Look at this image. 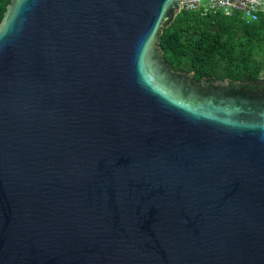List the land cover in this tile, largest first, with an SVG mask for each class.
I'll return each instance as SVG.
<instances>
[{
  "label": "water",
  "instance_id": "obj_1",
  "mask_svg": "<svg viewBox=\"0 0 264 264\" xmlns=\"http://www.w3.org/2000/svg\"><path fill=\"white\" fill-rule=\"evenodd\" d=\"M181 0H11L0 264H264V90L175 71Z\"/></svg>",
  "mask_w": 264,
  "mask_h": 264
},
{
  "label": "trees",
  "instance_id": "obj_2",
  "mask_svg": "<svg viewBox=\"0 0 264 264\" xmlns=\"http://www.w3.org/2000/svg\"><path fill=\"white\" fill-rule=\"evenodd\" d=\"M11 0H0V24ZM161 49L172 68L193 72L196 82L263 79L264 16L246 23L220 11H181L166 23Z\"/></svg>",
  "mask_w": 264,
  "mask_h": 264
},
{
  "label": "built area",
  "instance_id": "obj_3",
  "mask_svg": "<svg viewBox=\"0 0 264 264\" xmlns=\"http://www.w3.org/2000/svg\"><path fill=\"white\" fill-rule=\"evenodd\" d=\"M204 1L209 5L204 6ZM181 11H220L228 17L240 15L246 23H252L264 16V0H181Z\"/></svg>",
  "mask_w": 264,
  "mask_h": 264
},
{
  "label": "flooded vegetation",
  "instance_id": "obj_4",
  "mask_svg": "<svg viewBox=\"0 0 264 264\" xmlns=\"http://www.w3.org/2000/svg\"><path fill=\"white\" fill-rule=\"evenodd\" d=\"M215 85L213 84V82H210L209 85L205 86V89H210L213 88ZM219 88L222 89H246V90H253V91H257V90H264V79H260L258 81L255 82H250V81H229V84L227 86H222L219 85Z\"/></svg>",
  "mask_w": 264,
  "mask_h": 264
},
{
  "label": "rangeland",
  "instance_id": "obj_5",
  "mask_svg": "<svg viewBox=\"0 0 264 264\" xmlns=\"http://www.w3.org/2000/svg\"><path fill=\"white\" fill-rule=\"evenodd\" d=\"M203 4H204V6H208L209 5V3L207 1H204ZM263 79H264V74H263Z\"/></svg>",
  "mask_w": 264,
  "mask_h": 264
}]
</instances>
